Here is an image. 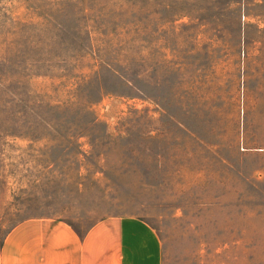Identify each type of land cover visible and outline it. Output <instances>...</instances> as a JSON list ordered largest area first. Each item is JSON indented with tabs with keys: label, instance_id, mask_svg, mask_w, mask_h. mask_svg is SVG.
<instances>
[{
	"label": "rangeland",
	"instance_id": "rangeland-1",
	"mask_svg": "<svg viewBox=\"0 0 264 264\" xmlns=\"http://www.w3.org/2000/svg\"><path fill=\"white\" fill-rule=\"evenodd\" d=\"M122 216L264 264V0H0V238Z\"/></svg>",
	"mask_w": 264,
	"mask_h": 264
},
{
	"label": "crops",
	"instance_id": "crops-1",
	"mask_svg": "<svg viewBox=\"0 0 264 264\" xmlns=\"http://www.w3.org/2000/svg\"><path fill=\"white\" fill-rule=\"evenodd\" d=\"M162 263L158 235L135 216L106 218L83 234L56 218H28L0 238V264Z\"/></svg>",
	"mask_w": 264,
	"mask_h": 264
}]
</instances>
